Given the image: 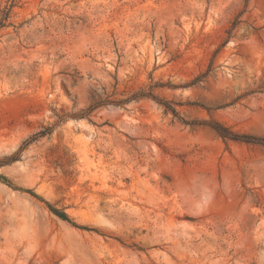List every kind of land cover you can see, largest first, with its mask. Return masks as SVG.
<instances>
[{"label": "rangeland", "instance_id": "rangeland-1", "mask_svg": "<svg viewBox=\"0 0 264 264\" xmlns=\"http://www.w3.org/2000/svg\"><path fill=\"white\" fill-rule=\"evenodd\" d=\"M0 21V264H264V0Z\"/></svg>", "mask_w": 264, "mask_h": 264}, {"label": "trees", "instance_id": "trees-1", "mask_svg": "<svg viewBox=\"0 0 264 264\" xmlns=\"http://www.w3.org/2000/svg\"><path fill=\"white\" fill-rule=\"evenodd\" d=\"M2 25V22L0 21V26ZM74 117H76V118H84L85 116H78V115H76V116H74ZM41 135H43V134H41Z\"/></svg>", "mask_w": 264, "mask_h": 264}]
</instances>
